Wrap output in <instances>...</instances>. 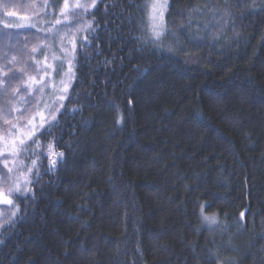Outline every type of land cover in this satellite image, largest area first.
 <instances>
[{
  "label": "trees",
  "instance_id": "16d2710c",
  "mask_svg": "<svg viewBox=\"0 0 264 264\" xmlns=\"http://www.w3.org/2000/svg\"><path fill=\"white\" fill-rule=\"evenodd\" d=\"M63 2L0 0V34L16 31L4 23L28 16L41 24L36 35L43 38L25 41L33 30L24 29L19 44L15 35L0 39V69L26 81L25 68L38 78L32 69L43 68L35 63L43 56L31 48L40 44L49 63L64 61L67 71L57 37L69 22L55 24ZM74 2L69 21L84 11ZM169 3L166 27L176 40L169 35L159 49L139 39L149 32L150 0H98L84 13L80 23L91 20L95 31L75 33L90 43L77 50L59 123L51 135L40 130L32 191L0 205V264H264V0ZM169 45L175 53L165 50ZM63 71L51 72L44 92L34 85L26 99L39 96L40 108L60 103ZM17 86L26 91L13 80ZM13 105L28 107L0 87V135L10 128L5 113L14 122L21 115ZM49 142L64 153L54 169ZM17 159L26 170L36 156ZM4 171L0 165L6 189L13 180L5 185ZM200 205L217 215L214 231Z\"/></svg>",
  "mask_w": 264,
  "mask_h": 264
},
{
  "label": "snow or ice",
  "instance_id": "6c2138e0",
  "mask_svg": "<svg viewBox=\"0 0 264 264\" xmlns=\"http://www.w3.org/2000/svg\"><path fill=\"white\" fill-rule=\"evenodd\" d=\"M98 0H91L90 3H81L80 0H75L72 4V8L74 9H83V12L73 13L74 21H69L68 11H69V0H64L63 7L60 8L59 16L55 18V24L59 25L62 22L68 21L69 26L67 27V31L63 33V35H58V39L60 41V51L64 53L66 58V63L68 65L67 71H63L64 69V61H61V57L53 54L51 60L61 61L55 67L52 63H49V56L43 52H41V45L37 44L36 46L31 48L32 53L40 52L43 56V60H35L37 66L43 64L42 69H32L33 71H37V75L30 74L25 68H21L20 71L27 75V80H23L21 77L13 74L9 76V72L12 69H8L4 71L0 69V87H3L5 95L9 92L11 88L13 94L19 95V102L27 104L28 107L21 110L17 108L15 105L12 107V111L21 112L19 117H15V122L13 119H10L8 114L4 115V123L10 125V128L6 131V134L0 135V165H2L3 169L6 170L2 173L3 183L7 185L8 180H13L11 185H8L6 189L0 188V204L4 205H12L13 200L9 197L12 196L13 193L19 194L21 196L27 195L32 191V188L29 185L32 183L29 180V174L32 173L33 168L37 165V160L41 157L38 155L39 149L41 148L40 144V130L47 129L48 134L51 135V129L59 123L58 114L62 109L65 108V104L63 103L65 100H70L68 93L71 87V82L75 78V72L73 69L76 67V58H77V50L78 48L83 50L88 43H90V37L88 35H84L83 37H77L75 33H79L81 31H86L91 29L93 32L92 21H84L80 23L83 19L84 13L88 12L89 9H94L97 6ZM150 7V11L148 12V25L147 28L149 32L147 34H142L139 38L140 41L147 45L151 44L155 48L163 47V40L167 38L169 35L176 40V32H169V29L165 25V14L169 12L171 5L169 0H152V3L146 5V8ZM5 15L12 17L16 16L17 13L13 11H6ZM63 18V20L61 19ZM19 20L21 22L18 23H4V29H14L15 32H3L0 34V39L4 41L10 40L15 35L16 43H20V35L21 32L19 30L24 29H32L31 33H24V40L28 41L29 36L35 37L37 40H41L43 38L36 35L41 31V28L37 26V23L32 22H24L30 21V17L28 16H20ZM192 17L189 15L187 27H191ZM219 23V21H217ZM142 27H144L142 25ZM207 26H205L206 28ZM47 33L53 32V27L50 25L47 28ZM72 33V35H69ZM65 37H68V45L69 47L64 46ZM214 39H218L213 34ZM195 39H204L203 37H195ZM44 47H47L51 50V44H44ZM24 47L27 48V43L24 44ZM169 53H175L176 49H174L171 45H169L166 49ZM182 50V49H181ZM7 56V53H5ZM17 60V57L13 55L10 60H7V64H13ZM189 61H185L188 63ZM31 68V65L28 66ZM55 72L56 75H59L60 72L63 71L64 78L60 80L59 87L57 88V94L55 99L60 103L53 106V104L45 103L43 108L39 107L40 97L36 96L32 99H26V96H31L33 92V86L39 85V92L43 93L45 87L47 86L45 82V78L51 75V72ZM42 72V74H39ZM13 80L19 81L24 85L26 91L22 92L19 86L12 88L11 83ZM7 85V87H5ZM33 109H36L33 112ZM37 117L39 119H37ZM23 121V123H21ZM117 123H120V120H117ZM15 130V131H13ZM31 152L36 156V159L31 161V166L26 170L22 169L20 166L24 164L22 159H17L22 153ZM46 154L48 157L49 165L52 169H54L57 165V157L63 158V152L54 151L53 143L49 142L46 146ZM13 174H15V179H13ZM37 176H39V170L37 169ZM23 184V187H22ZM34 198V197H33ZM19 209L17 208V211ZM15 216V212L12 213ZM200 216L203 222H206L209 226V231H214L212 226L217 225L219 223L218 217L216 214L206 215L205 214V206L200 205ZM241 217H243V213H241ZM6 223L8 221H5Z\"/></svg>",
  "mask_w": 264,
  "mask_h": 264
},
{
  "label": "rangeland",
  "instance_id": "374dc122",
  "mask_svg": "<svg viewBox=\"0 0 264 264\" xmlns=\"http://www.w3.org/2000/svg\"><path fill=\"white\" fill-rule=\"evenodd\" d=\"M152 3V0H150V4ZM167 14V13H166ZM166 14H165V25H166ZM18 22H21L20 20H19V18H15L14 20H12L10 23H18ZM24 22H32V23H37V26L38 27H40V28H42V26H41V24H39L38 22H36V21H33L32 19H30V21H24ZM10 199H12L11 197H9ZM13 200V199H12ZM14 202V201H13ZM0 205H4V204H0Z\"/></svg>",
  "mask_w": 264,
  "mask_h": 264
}]
</instances>
